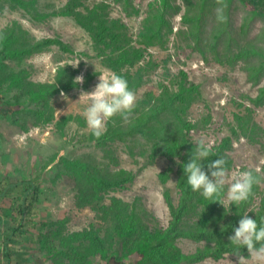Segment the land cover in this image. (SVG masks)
<instances>
[{"label":"trees","instance_id":"obj_1","mask_svg":"<svg viewBox=\"0 0 264 264\" xmlns=\"http://www.w3.org/2000/svg\"><path fill=\"white\" fill-rule=\"evenodd\" d=\"M108 1L69 0L59 13L76 17L79 24L90 32L105 65L126 79L133 92L145 81L155 78L153 73L161 64L159 61L147 60V51L149 47L160 43L164 46L162 48H166L165 45L174 32L172 23L178 12L184 10L182 21L185 25L189 24V27L179 29L176 33L178 38L197 37L194 39L195 45L203 47L207 45L205 39H209L204 35L206 20L213 13L216 16L224 14L222 6L230 2L149 0L138 39H135L124 17L116 18L109 13ZM117 1L136 9L133 0ZM240 1L250 17H264V0ZM248 26L249 23L243 22L240 29L244 31ZM217 34L215 32L212 37L221 39L227 35L230 38L229 43L237 36L232 30L223 32L221 36ZM31 42L27 39L25 43H20L14 27L7 26L0 30V112L19 122L20 112L34 110L37 116L34 125L40 126L55 119L51 96L62 90H71L77 83H74L73 74L66 75L69 68L67 66L59 68L57 82L45 83L30 80L26 70H17L9 64V58L20 50L32 48V51L39 52L51 44L71 50L61 38L45 37L33 44H27ZM263 50V45L253 39L248 44L241 43L235 53L236 59L246 63L250 78L255 83H260L264 78ZM158 74L161 75L159 72ZM168 75H172V84L168 85L164 81L160 83L158 80L157 83H152L145 96L138 99L137 106L132 110L133 114H128L126 119L118 116L115 120H110L103 135L95 137L102 150H113L112 143L127 142L130 145L133 142L134 154L141 152L153 159L163 155L176 162L181 197L176 204L172 196L167 194L172 215L168 225L153 223L149 213L140 205L139 198L127 201L114 195L110 202H104L105 193L124 187L135 178V173L124 168H104L103 162L94 165L79 158L63 156L62 163L67 168V174L76 180L77 205L83 207L95 204L103 225L92 229L67 231V219H43L39 205L42 186L38 179L22 175L20 177L13 173L0 177V264H13L30 247H37L42 253L39 259L34 260V264H46V257L51 258L52 264H193L209 257L219 259L226 253L250 255L246 247L231 244L228 237L234 234L233 229L238 227L241 216L245 214L256 219L258 225L264 220V165L261 170H251L258 182L253 184L248 200L238 205L226 204L223 200L228 183L212 199H205L200 192H193L187 184L183 167L191 155H194L197 147L189 133L195 127L189 116L191 106L201 93H198L199 86L190 80L186 70L180 69L175 74L169 69ZM15 90L20 91L19 94H25V100L41 103L42 106L23 107L24 102L20 96L14 100L8 99L7 94ZM251 99L264 101V85L260 87L259 94ZM72 116L63 118V121ZM236 119L238 125L233 129L234 134L241 127L244 132H248L250 123L245 115L239 114ZM23 128L28 131L30 126L24 124ZM145 139L149 146L141 149L139 145H144ZM232 143L233 136L230 134L219 145L209 146V156L198 161L202 163L203 170L207 172L209 163L223 158L226 161V174H230L231 158L226 150ZM135 148L140 149L136 151ZM173 170L172 166L165 169L162 173L164 182ZM257 195L260 196L259 199ZM254 200L256 205L252 208ZM180 237L203 241L204 244L196 252L187 253L177 243ZM132 255L138 258L137 261Z\"/></svg>","mask_w":264,"mask_h":264},{"label":"rangeland","instance_id":"obj_2","mask_svg":"<svg viewBox=\"0 0 264 264\" xmlns=\"http://www.w3.org/2000/svg\"><path fill=\"white\" fill-rule=\"evenodd\" d=\"M68 1L0 0V30L7 26L14 27L18 41L25 43L29 39L32 41L27 43L29 45L45 37L61 38L71 49L65 50L57 44H51L39 52L32 51V48L20 50L9 58V64L17 70H26L28 78L36 82H57L58 70L63 66L69 67L66 75L73 74L74 78L79 75L84 77L83 84H77L71 90H62L51 96L55 119L50 122L35 126L37 116L34 110L20 112L19 122L0 112V177L13 173L20 177L22 175L38 179L42 186L39 205L43 219H67V231H74L92 229L103 224L95 204L83 207L77 205L76 180L67 174L62 157L79 158L94 165L103 162L104 168L110 167L114 170L124 168L135 173V178L124 187L105 193L104 202H110L114 195L127 201L139 198L140 205L149 213L153 223L166 226L172 216L167 194L172 196L176 204L181 197L178 165L167 156L159 155L153 159L141 152L134 154L133 142L130 145L127 142L112 143L113 150H102L99 146L86 125L83 112L87 101L80 98V93L92 91L99 82V75L116 72L105 65V60L97 52L90 32L79 24L76 17L59 13ZM148 1L133 0L136 8L134 9L123 2L109 0V13L116 18L123 16L135 39H138ZM23 2L28 6H24ZM222 9L224 14L216 16L213 13L206 20L204 35L209 39H205L207 45L203 47L195 45L194 39L197 37L178 38L176 33L179 29L189 27V24L185 25L182 21L184 10L178 12L172 23L174 32L170 35L166 48H162L164 46L160 43L149 47L147 51V60L152 59L161 64L153 73L155 78L149 82L145 81L134 93L137 106L138 99L145 96L152 83H157L158 80L160 83L164 81L168 85L172 84V75H168L169 69L175 74L180 69L186 70L190 80L199 86L198 93H201L191 106L189 116L195 124L189 132L194 138L195 146L198 140L203 139L208 146L215 147L224 137L230 134L233 136L232 146L226 150L232 167L230 174H226L225 183L230 185L240 172L261 170L264 165V101L251 99L259 94L260 87L264 85V78L260 83L253 82L246 63L235 58L241 43L248 44L255 39L264 47V17H250L240 0H230ZM243 22L249 23L244 31L240 29ZM227 30L237 33L230 43L227 35L221 39L212 37L215 32L221 36ZM19 92L11 91L7 98L14 100L20 96L21 101L25 103L23 107L42 106L41 103L25 100L26 95ZM61 92L65 94L63 97ZM239 114L245 115L250 128L248 132H244L241 127V130L234 134L233 129L238 125L236 116ZM70 115L73 116L63 121V118ZM118 116L120 115L110 120H115ZM110 120L106 121V129ZM24 124L30 126L28 131L24 130ZM139 146L142 149L148 147L149 143L146 140L144 145ZM135 149L138 151L140 148ZM169 166L174 170L164 182L162 173ZM226 194L227 192L223 195V200L228 204ZM256 197L259 199L260 196ZM255 205L254 200L252 208ZM177 243L187 253L196 252L204 244L203 241L189 237H180ZM27 250L22 252L13 264H34V260L42 256L37 247ZM0 255L2 256V253ZM131 257L135 261L138 259L135 255ZM238 257H244L243 264H264V257L255 258L253 255L234 253H226L219 259L205 258L193 264H239ZM3 259L4 262L5 258ZM44 259L46 264H52L51 258Z\"/></svg>","mask_w":264,"mask_h":264},{"label":"clouds","instance_id":"obj_3","mask_svg":"<svg viewBox=\"0 0 264 264\" xmlns=\"http://www.w3.org/2000/svg\"><path fill=\"white\" fill-rule=\"evenodd\" d=\"M98 80L99 82L92 91H81L80 93V98L87 101V107L83 112L86 125L97 138L106 130V121L116 115L126 119L136 103L135 93L129 88L127 80L120 75L101 74ZM74 83L83 84V75L75 77ZM64 95L61 92V96ZM196 144L194 155H191L190 160L183 167L187 184L193 192H200L205 199H212L218 196L224 187L226 161L223 158L216 159L208 164L206 172L203 170L202 163L198 161L209 156L210 148L203 139L198 140ZM257 182L251 171L240 172L239 176L229 185L226 200L230 205H238L247 201L252 194L253 184ZM233 231L234 234L228 237L231 244L246 247L248 253L255 258L264 257V220L258 225L256 219L245 214L241 216L238 227H235ZM257 244H259L258 248ZM238 258L239 264H243L244 257Z\"/></svg>","mask_w":264,"mask_h":264},{"label":"bare ground","instance_id":"obj_4","mask_svg":"<svg viewBox=\"0 0 264 264\" xmlns=\"http://www.w3.org/2000/svg\"><path fill=\"white\" fill-rule=\"evenodd\" d=\"M258 65H259V63H258ZM262 66V65H261ZM257 67V66H256ZM261 68V67H260ZM259 69V68H258ZM257 71V70H256ZM260 91V90H259Z\"/></svg>","mask_w":264,"mask_h":264}]
</instances>
